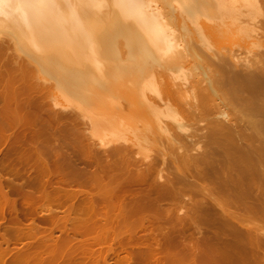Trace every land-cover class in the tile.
I'll use <instances>...</instances> for the list:
<instances>
[{
	"label": "bare ground",
	"instance_id": "obj_1",
	"mask_svg": "<svg viewBox=\"0 0 264 264\" xmlns=\"http://www.w3.org/2000/svg\"><path fill=\"white\" fill-rule=\"evenodd\" d=\"M238 11L225 0H0L9 55L90 99L94 124L126 122L136 136L103 143L75 117L40 120L31 90L11 88L0 264H264V54L238 66L224 25Z\"/></svg>",
	"mask_w": 264,
	"mask_h": 264
},
{
	"label": "rangeland",
	"instance_id": "obj_2",
	"mask_svg": "<svg viewBox=\"0 0 264 264\" xmlns=\"http://www.w3.org/2000/svg\"><path fill=\"white\" fill-rule=\"evenodd\" d=\"M225 1L229 2L233 7L239 10L238 13L232 19L227 20L224 24L226 25L225 27L230 28V30L227 33H225V43L235 44L236 46L237 44L241 43L240 46L235 47L234 58L239 61L238 66H243L249 62L254 61L256 58L264 54L263 1L262 0H225ZM248 3H251L254 7L252 8L248 7L247 6ZM259 10L261 11V14L258 12ZM201 19L204 20V18ZM205 21L215 26L219 24L220 19L217 15V11L212 9L209 12L208 18H206ZM252 31L253 32L256 31V34L254 35V33H251ZM7 44H5V42L4 43L0 42V105L2 104L3 96H5V94L11 88L29 89L35 96V99L38 102V104H41L43 106V108L39 106V111H37V115H36L37 118H39L40 120H43L46 117L47 118L54 117L53 115L56 113L69 115L71 117L76 118V122L80 128H83L85 130L88 129L86 132L90 133L91 138H93L96 141H100L103 143L105 142L111 143V142L120 141L118 139L121 138L122 136L126 137L128 142H132L136 140V136L132 135L131 128L128 126V124H126V122H124V124L122 125L116 124L114 126L112 124H108V125L94 124L93 122L96 120L97 111L92 107L90 99L83 101V100H76L74 99V97L70 98L66 96L65 93L60 91L57 86H53L51 83H48L47 81L45 82L44 73L35 77V75L33 74L30 68L28 67L23 68L22 65L24 62L22 60L11 57L9 55ZM36 92H41V95L38 93L36 94ZM36 95H38L39 97H36ZM45 121L48 120L45 119ZM183 122L185 121L183 120ZM201 124L203 125L204 122L200 123L199 125ZM53 125L49 129V133H48V136L50 138L56 135L57 132H59L58 125L55 126ZM140 125H141L140 122H135L133 123L132 126L135 127ZM51 132L52 134H50ZM64 138L68 141L67 143L70 142L77 144V142H80L79 136L75 131L72 130L66 131V135L64 136ZM260 142L257 141L258 144H262ZM150 145L148 147H144V152L149 154L151 156L150 158H152L155 155H157V152L156 149H153V147H150ZM78 148H79L78 149L79 155L87 154V150H84L82 146H79ZM192 153L196 154L197 152H192ZM175 170L173 169L171 170V172H173L174 175H177V172ZM260 190H264V188L261 187L256 189V191H260ZM11 198L15 199L16 196L11 195ZM183 198L184 201L187 202V204L184 205L183 207L185 214L187 216L193 215L192 206L193 203L196 202L191 201L190 198L188 197H183ZM235 205L236 204L232 202L230 204L229 202L226 205V207H228L226 209L229 210L236 209L237 205L236 206ZM30 222H31L30 217H26L24 219V225L30 226L31 225ZM244 224L248 226V221H246V223ZM205 226L206 228L208 227L210 229L211 223L207 221V223H205ZM261 228L263 229L262 231H264V225ZM3 231L4 230L2 227L1 233ZM21 242L22 243H17L14 246L20 247L21 244L23 245V243H26L27 240L23 239Z\"/></svg>",
	"mask_w": 264,
	"mask_h": 264
}]
</instances>
